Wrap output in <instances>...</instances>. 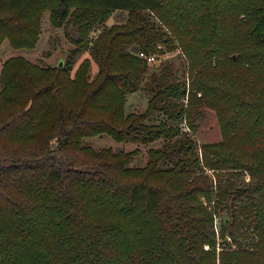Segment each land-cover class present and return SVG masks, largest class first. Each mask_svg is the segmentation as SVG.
<instances>
[{
	"label": "trees",
	"instance_id": "trees-1",
	"mask_svg": "<svg viewBox=\"0 0 264 264\" xmlns=\"http://www.w3.org/2000/svg\"><path fill=\"white\" fill-rule=\"evenodd\" d=\"M1 5L0 44L35 47L49 11L73 49L55 66L15 56L2 67L0 264H264V0ZM113 10L128 16L105 27ZM178 47L196 74L186 106L173 63L146 80L140 56ZM82 52L89 57L74 69ZM139 89L150 94L147 110L125 113L126 95ZM205 107L222 139L199 145L177 124L186 114L196 130ZM156 112L173 124H148ZM99 134L166 140L140 167L131 153L86 142Z\"/></svg>",
	"mask_w": 264,
	"mask_h": 264
},
{
	"label": "rangeland",
	"instance_id": "rangeland-1",
	"mask_svg": "<svg viewBox=\"0 0 264 264\" xmlns=\"http://www.w3.org/2000/svg\"><path fill=\"white\" fill-rule=\"evenodd\" d=\"M5 10L4 5L0 6V14ZM128 16V12L124 10H113L109 11L107 14L106 22L104 23L105 27H111L112 25H117L125 22ZM102 27L99 26L97 31ZM161 47V46H159ZM73 46L70 41H68L63 35V29L56 27L52 24L50 19L49 11H45L42 16L41 22V33L38 40V43L33 48H14L10 45L7 39H4L0 44V73L2 67L7 59H10L15 56H23L26 59L41 64L43 66H55L57 63L61 61H68L70 58V52L72 51ZM154 59L148 61L149 64V73L146 75V80H148V76L152 72H159L161 67L166 62L173 63V67L171 69V80L173 81H183L186 85L187 92L184 95V105L188 104L189 100V91H194L192 87V82H194L196 78V74L190 75L189 72H186L185 69L188 67V62L186 60L185 54L182 53L181 48L178 47L173 51H163L160 49L154 54ZM141 56V54H140ZM75 57V61L73 63V68H77L78 64L85 58L89 57L88 52L77 53L73 56ZM143 57V56H141ZM215 58V57H214ZM213 58V60H214ZM188 69V68H187ZM73 70V69H72ZM97 72V65L92 60L91 69H90V78L95 75ZM186 72V74H184ZM147 82L144 81L143 85H146ZM192 88V89H191ZM199 96L201 92L197 93ZM149 98L150 94L144 89H139L135 92L128 93L125 97V113H134V114H142L144 113L149 106ZM203 119L199 120L196 130H193L188 123L186 114L183 116L182 121H180L177 126L179 127L181 132L189 133L190 136L195 140L199 145L203 143L212 144L214 142H218L222 139L221 127L219 123V118L216 114V111L212 108L205 107L203 109ZM167 117L163 112L154 113L149 119L146 120L148 124L151 126H160L159 124L167 121ZM146 123V124H147ZM167 124L170 126L173 124L170 120L167 121ZM166 124V125H167ZM165 128H168L165 126ZM164 137L158 138L151 142L143 143L140 140H122L116 141L112 137L108 135H96L93 137H89L86 139V142L91 145L95 149L102 148H110L113 151H120L131 153L129 157H132V162H130V166H140L143 167L149 160V150L150 149H158L163 147ZM211 172L210 170H208ZM215 184V183H214ZM204 197H202V200ZM204 204H207L208 207L211 206V203H207L204 201ZM215 221V230L218 236L219 234V225L221 221L225 222L226 213L220 212L219 215H214ZM243 235L246 237L251 236L249 232H245L243 228ZM217 241H220V238H217Z\"/></svg>",
	"mask_w": 264,
	"mask_h": 264
},
{
	"label": "built area",
	"instance_id": "built-area-1",
	"mask_svg": "<svg viewBox=\"0 0 264 264\" xmlns=\"http://www.w3.org/2000/svg\"><path fill=\"white\" fill-rule=\"evenodd\" d=\"M141 56L145 57L148 61H151L154 59V56L153 55H148L146 56L145 54L141 53ZM209 246L208 245H205V249H208Z\"/></svg>",
	"mask_w": 264,
	"mask_h": 264
}]
</instances>
